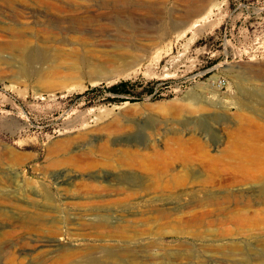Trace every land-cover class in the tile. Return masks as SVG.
Wrapping results in <instances>:
<instances>
[{
    "label": "rangeland",
    "instance_id": "rangeland-1",
    "mask_svg": "<svg viewBox=\"0 0 264 264\" xmlns=\"http://www.w3.org/2000/svg\"><path fill=\"white\" fill-rule=\"evenodd\" d=\"M262 99L264 0H0V264H264Z\"/></svg>",
    "mask_w": 264,
    "mask_h": 264
},
{
    "label": "trees",
    "instance_id": "trees-1",
    "mask_svg": "<svg viewBox=\"0 0 264 264\" xmlns=\"http://www.w3.org/2000/svg\"><path fill=\"white\" fill-rule=\"evenodd\" d=\"M129 85L130 84H129L128 81H121L119 83H116V84L111 85L109 88H107V91L109 93L113 94V95H117V96L122 95V96L130 97V96H132L134 94H132L130 92ZM149 93L152 94L153 93V89H150L149 90ZM135 99L134 98H128V99H126V98H120V99L115 98V100H119V101H126V100H128V101H132V102L137 101Z\"/></svg>",
    "mask_w": 264,
    "mask_h": 264
},
{
    "label": "bare ground",
    "instance_id": "bare-ground-1",
    "mask_svg": "<svg viewBox=\"0 0 264 264\" xmlns=\"http://www.w3.org/2000/svg\"><path fill=\"white\" fill-rule=\"evenodd\" d=\"M77 1V0H76ZM80 1V0H79ZM196 5V4H195ZM195 7V8H194ZM188 12L191 13V12H195L197 13L198 12V9L196 8V6H190L188 7ZM183 25V24H182ZM69 35V34H68ZM17 51L20 53V54H24V55H27L28 56V49L26 46H23V45H19L17 46ZM126 56V55H125ZM262 101H264V99H262ZM261 188V187H260ZM262 191H264V186H262V188L260 189Z\"/></svg>",
    "mask_w": 264,
    "mask_h": 264
}]
</instances>
